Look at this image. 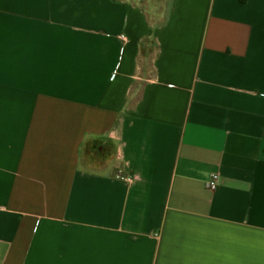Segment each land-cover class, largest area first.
Segmentation results:
<instances>
[{
    "label": "crops",
    "instance_id": "0c3cea01",
    "mask_svg": "<svg viewBox=\"0 0 264 264\" xmlns=\"http://www.w3.org/2000/svg\"><path fill=\"white\" fill-rule=\"evenodd\" d=\"M0 264H264V0H0Z\"/></svg>",
    "mask_w": 264,
    "mask_h": 264
},
{
    "label": "built area",
    "instance_id": "2783aa9c",
    "mask_svg": "<svg viewBox=\"0 0 264 264\" xmlns=\"http://www.w3.org/2000/svg\"><path fill=\"white\" fill-rule=\"evenodd\" d=\"M217 181H218V176L217 175H213L212 179H211V181L209 183V187L212 190H215L217 188Z\"/></svg>",
    "mask_w": 264,
    "mask_h": 264
}]
</instances>
